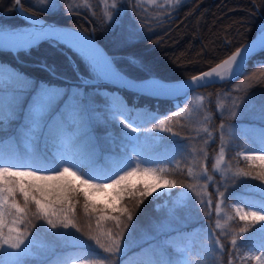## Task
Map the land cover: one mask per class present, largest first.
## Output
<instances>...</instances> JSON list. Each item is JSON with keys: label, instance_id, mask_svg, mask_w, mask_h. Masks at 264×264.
Segmentation results:
<instances>
[{"label": "trees", "instance_id": "1", "mask_svg": "<svg viewBox=\"0 0 264 264\" xmlns=\"http://www.w3.org/2000/svg\"><path fill=\"white\" fill-rule=\"evenodd\" d=\"M122 1L110 20L104 19L97 8L92 12L66 10V5L71 3L64 0L54 10L37 8L27 0H21V5L38 17L92 34L108 53L114 55L117 67L136 80L151 76L165 81L189 78L223 60L251 39L258 24L264 22V0H187L167 16L175 15L174 18L149 27L138 22L142 9L133 0ZM23 25L25 22L14 10V0H0V27L15 29ZM51 42H41L17 54L0 51V66L6 70L5 77L9 70H14L29 81L55 84L66 89L68 94L75 89L82 93L85 113L89 108L106 115L111 111L110 101L125 115L139 110L141 114L151 116L142 122L140 133H129L108 119L103 123L89 120L90 137L75 145L77 152L90 155V159L81 162L84 174L112 175L116 167L137 150L150 169L175 187L167 193L153 194L142 203L124 193L117 206L126 207L133 215V221L123 229L116 227L111 214L99 219V212L94 213L91 208L85 210L84 192L66 176L65 180L81 194H73L72 209L67 204L54 206L51 218L58 224L70 220L72 224L68 229L53 230L46 220L34 219L33 206L24 214H16L14 210L5 212V234L11 223L24 233L25 240L30 241V253L22 255L17 264H227L232 258L230 253L237 255L234 264H251L250 259L242 261L240 256L250 244L264 239V222L241 220L230 214L218 227L214 203L223 192L222 198L226 201L259 208L264 205V166L250 164L234 154L241 147H264V123L259 120L264 112V51L248 62L243 74L235 81H223L193 91L181 108L173 109L168 100L113 86L82 84L79 76L94 77L89 65L69 48L57 41L56 45ZM65 52L71 55L76 67ZM260 74L262 79L250 88L238 90L236 87L243 77L253 78ZM26 93L28 99L30 94L28 97ZM194 94L203 98L198 109L193 104ZM258 106L260 108L256 110ZM204 113L211 117L205 125L209 133H214L215 139L224 129L231 131L228 135L230 154L226 156L230 172L226 175L211 170L214 142L207 140V132H202L198 123ZM138 119L143 120L142 117ZM23 125L20 116L0 124L3 159L25 164L28 157L38 155L43 163L57 167L45 148L35 145L34 149L28 150L23 145V142L39 144L24 131ZM87 167L91 168V173L87 172ZM200 169L201 173L205 169L210 179L207 185L210 206L199 202L194 195L178 203L181 191L193 189L206 180L201 173L199 175ZM22 200L21 196L17 197L21 206ZM87 201L97 207L107 206L88 197ZM121 222L127 223L123 216ZM167 222L170 227L165 225ZM119 232H124L123 252L114 255L105 252L104 248L111 246ZM216 237L223 249L215 243ZM233 240L238 244L242 240V247L234 246ZM174 247L183 249L176 253L172 251ZM2 255L0 248V259ZM38 257L44 260L40 261Z\"/></svg>", "mask_w": 264, "mask_h": 264}, {"label": "snow or ice", "instance_id": "2", "mask_svg": "<svg viewBox=\"0 0 264 264\" xmlns=\"http://www.w3.org/2000/svg\"><path fill=\"white\" fill-rule=\"evenodd\" d=\"M50 0H41L44 6L49 5ZM16 5L21 4V0H15ZM116 7V5H113ZM28 16L29 21L32 24L31 33H25L18 30H6L0 27V48L8 51H26L42 40H56L60 43L67 44L74 49L91 65L93 70L97 68L102 69L100 73L102 78L109 82L115 83L117 86L132 88L140 93L149 95H164L169 92L162 88L154 87V85L164 84L155 81H130L120 70L115 66L112 58L107 56L102 49H100L93 40L78 31H63L53 26L43 27V23L38 18L31 14L25 13ZM113 17L109 15V19ZM40 25L41 27H36ZM59 33H73L76 37V44H69L66 40L61 39ZM14 37L9 41L8 46H5L3 38L5 35ZM27 37V39H25ZM132 37H129L131 41ZM259 44L255 48H250L252 45ZM264 50V31L258 34L257 40L246 45L242 50L238 49L228 59L224 60L222 64H218L216 67L211 68L208 71H204L199 76H193L191 83L200 85L201 82H214V78L218 77L220 80L225 79L224 73H228L233 76V73L239 66H243L244 59L248 58L256 49ZM247 53V55H246ZM101 61L103 64H101ZM5 68L0 66V85L5 80ZM111 74H114V77ZM8 81L16 86V94L10 97H5L3 90L0 89V124H3L5 120H12L13 118L20 116L24 122V129L33 133L34 138L44 139L45 142H53L61 145V158L59 164L64 165L57 166L51 171H55V175L41 174L43 171L49 169H43L41 167H35V170H19L18 166L8 164V166H0V248L7 246L9 249L17 250L10 255H19L23 249L22 245L25 244L24 233H20L19 229H8V234L4 232L3 216L6 211L11 213L12 210L16 214H24L26 211L31 210L30 206L34 207L33 218L44 219L51 229L57 230L60 227L68 229L72 222L65 219L59 224L51 217L54 214L52 209L54 206L68 205L69 209L74 207L73 200L75 196H79L81 193L71 182L66 181V176H76V173L72 171L73 168H79V163L90 159V155L79 153L75 150V145L84 138L90 137L89 132V118L83 109V103L81 100L82 93H78L73 89L71 94H68L67 90L59 87L55 84L39 83L29 81L27 78L22 77L20 74L15 73L14 70L7 72ZM189 84V83H188ZM28 92L27 100L22 98V94ZM110 103L111 115L113 119H120V123L129 133H139L140 128L134 126L133 122H129L127 115L120 108L113 107ZM235 115V113H233ZM163 121H161V124ZM133 155L137 161L141 159V155L137 150H133L128 159L132 160ZM264 161V156L256 157ZM7 163L4 161L3 156L0 155V164ZM125 161L118 167L123 170ZM25 168L32 169L33 165H25ZM141 171L139 165L132 168L131 171H124L123 175L119 174V171H114L111 177V183H93L95 179L103 178L99 174L87 175V178H80V183L87 185L93 191L104 192L107 189H116L114 196L111 198L113 201L122 198L124 193H127L130 197L136 198L138 203H142L143 200L153 193H156L161 188V184L167 188H173L175 185L164 179V177L157 174L156 171L144 168L142 171L146 175L153 177L152 183H145L143 187H129L124 182L129 176L134 175L136 172ZM85 175L82 173V176ZM61 181H64L61 183ZM85 197V210L91 208L92 212H99L101 215L99 219H105L111 214V219L116 222L117 228L127 229L129 224L133 221V215L123 205L117 206L115 203L109 204L104 207H97L95 204H89L87 201L88 193H83ZM221 197L224 193H219ZM23 198L22 204L17 202V197ZM11 202V203H10ZM210 206L211 202H207ZM239 211V210H238ZM251 216L253 221L264 222V205H262L258 211H252L250 213H241L240 219L246 220L248 216ZM127 221V223L121 222V217ZM99 223V220L97 221ZM34 227V225H33ZM79 231V229H77ZM246 231V230H242ZM17 232L18 235H12L11 233ZM244 238V237H243ZM124 239V232L115 234L113 242L110 247L104 248V251L109 254H118L123 252V245L121 241ZM243 240V239H242ZM242 240L239 242L232 241V244L237 248L242 247ZM100 243L99 240L96 241ZM215 243L223 249V244L220 242L219 237L215 238ZM102 248L103 245H100ZM246 250L250 253L249 257H244L241 254L240 259L248 260L254 259L256 264H260L264 261V239L258 242L250 244ZM259 252V255H251V253ZM231 259L227 261V264H234L236 259L235 253H230ZM167 264V262H163Z\"/></svg>", "mask_w": 264, "mask_h": 264}, {"label": "rangeland", "instance_id": "3", "mask_svg": "<svg viewBox=\"0 0 264 264\" xmlns=\"http://www.w3.org/2000/svg\"><path fill=\"white\" fill-rule=\"evenodd\" d=\"M27 1H30L31 5H34L37 8L44 9V10H54V9L59 7V5L61 4L60 2L62 0H50L48 6H44L41 3V0H27ZM64 1L71 3L70 5H66V6H68L67 7L68 9H66V10H69V11L87 10L88 12H92L94 10V8H97L98 11H101L99 14L101 16L104 15V19H109V15H111L113 17L117 13V11H118L117 9H119V4L123 3L122 0H64ZM133 1L137 5V7L142 8V12H144V14H141V15L143 17H146L148 21H154V20L164 18L165 16L169 15L171 12L174 11V8L183 4L187 0H133ZM113 5H116V7H113ZM259 27H260V29L264 28V24L260 25ZM55 42L56 41H53V42H51V44L56 45ZM57 43L63 45L66 48H69L68 46H66L63 43H60L58 41H57ZM216 64H214V65H216ZM90 68H91V72H92L93 76L98 77L97 72L95 70H93L92 67H90ZM148 79H150V78H148ZM261 79H262V74H260L258 76H254L253 78H251V77H245L244 78L243 77L242 80H240L236 83V87L238 88V90H245V89L250 88L255 82H257ZM134 80H136V79H134ZM0 89L3 90V94L5 95L6 98L16 94V86L13 85L10 81H8L7 77H5L4 83L2 85H0ZM22 98L24 100H27V93L26 92H24L22 94ZM202 101H203V98L199 94H194L193 104L196 107V109H198L200 107ZM217 108H218V113H219V111L221 109V105L217 106ZM259 108L260 107L258 106L256 110H259ZM141 113L142 112L139 110L131 111L129 114H127V119L129 120V122H133L134 126H138L140 128L141 124L144 120L148 121L151 118V116H148L146 114H141ZM86 114H87L89 120H95L97 122L103 123V122H106V120L108 119L109 121H114L116 123V125L123 127V125L120 123L121 118L120 119H113V117L111 115V111L106 112V115H104V114L97 112V111L92 112L88 108L86 110ZM261 114L262 115L260 116L259 120L261 121V123H264V112ZM138 117H142L143 120L138 119ZM210 118L211 117L208 114L204 113L199 118L198 123H199V126L201 127L202 132H205V133L207 132V136H208L207 140H209L210 142H214V146L212 148L213 154H212L211 161H210L211 170L215 173L226 175L230 172V167L226 162V156L228 154H230V151H229L230 149L228 148V146H229L228 135L231 133V131L224 129L220 133L216 134L218 136V138L215 139L214 133H209L207 131V125H205V122L207 120H209ZM23 129H24V125H23ZM24 131H27V130L24 129ZM139 133H140V131H139ZM28 134L30 135V137L34 138L33 133L28 132ZM34 139L36 142H39L38 145L36 143L32 144V143H28V142H23V145L28 150L34 149L35 145L38 148L39 147L45 148L52 155L53 159L56 161V163L59 167L62 168L64 166L62 164H59V160L61 158V151H62L60 144L53 143V142H47L46 143V142H42V140L40 141V139H36V138H34ZM237 150L238 151H236V153H234V152H232V153L238 155L240 158H242L243 160L247 161L250 164L264 166V161L256 158V157L264 156V147L263 146H247V147H241ZM127 159H128V157L125 158V164L123 165V170L118 169V167L121 165L120 164L116 167L115 171H119V174L123 175L124 171H131L132 168L137 167V165H139V168L141 169V171H138L134 175L129 176L127 178V180L124 182L125 184H127L129 186H134V185L140 184L143 186L145 183L150 184L153 182V177H151L150 175L144 174L142 171L144 168H149L148 163H144L143 156H141V159L139 161L136 160L135 155H133V158L131 161H129ZM4 161H6L7 163L0 164V166H8V164H12V165L18 166L19 170H35V167H41L43 169H49L48 171H43L41 174H44V175H55L56 174L55 171H51V169H54L56 167L51 166V164L49 165L45 161L43 163V159H39L38 155L36 157H32V158L28 157L26 160H24L25 164L14 163L9 158H4ZM81 164L82 163L80 162L79 168H73L72 169V171L76 173V176L75 177L74 176H68V177L71 178L74 181V183L83 192H87L88 198H90L91 200H93L97 203H100V204H105V205H109L112 203H115L117 205L118 200L113 201L111 199L114 196L116 189H107L104 192H98V191H93L90 188H88L87 185H83L80 183V178H87V175L82 176V173H84L85 171L83 170V167ZM25 165H33V168L32 169L25 168L24 167ZM87 169H88L87 172L91 173L90 172L91 168L87 167ZM200 173H201V169H200L199 175H200ZM201 174L203 177L206 178V180L199 183V185L197 184L196 187L193 189L181 191L179 194V200H177L178 203L181 202L182 200L194 195L197 197L199 202H205L208 205L207 202H209L210 200H209L208 194H207V185L209 184L210 179L207 177L205 169L202 171ZM112 175H107V176H104L103 178L95 179L92 182L93 183H111V179L108 177H111ZM78 177H80V178H78ZM169 190H170V188H167L166 186L161 184V188L158 189L157 192L153 193V194L167 193ZM258 210H259V207H255V206H251V205L245 206L240 202L226 201L222 197L217 196V199L214 203V213H215L216 225L218 227H221L224 223V220L230 214H233L234 216H236L237 218L240 219L241 213H250L252 211H258ZM247 219H252V218L249 215ZM165 225L170 227L169 222H167ZM9 228L15 229L14 224H11V223L9 224V226L7 227V230H6V234H8ZM11 234L14 236L18 235L17 232H13ZM29 242H30L29 240H25V244L21 246L23 251H21L19 255H10V253H15L17 250L9 249L7 246H4L2 248L3 255L0 259V264H17L19 262L18 259L22 255H24L26 252L30 253L29 252V250H30ZM188 243H190V241ZM165 244L169 245V242L165 241ZM181 249H183V247H174V248H172V251L177 253ZM259 254L260 253L258 251L251 253V255H259ZM243 256L249 257L250 253L247 250H245ZM235 257H237V255H235ZM38 258L40 259V261L44 260L42 257L41 258L38 257ZM250 260H251V264H256V261L254 259H250ZM74 264H76V263H74ZM77 264H80V263H77ZM260 264H264V261H261Z\"/></svg>", "mask_w": 264, "mask_h": 264}, {"label": "water", "instance_id": "4", "mask_svg": "<svg viewBox=\"0 0 264 264\" xmlns=\"http://www.w3.org/2000/svg\"><path fill=\"white\" fill-rule=\"evenodd\" d=\"M14 10L16 12V14L18 15V17L25 22V26L19 28V29H11V30H18V31H23V30H33L32 29V24L31 22L29 21L28 19V16L25 15V13L27 14H31V13H28L27 11H25V9L22 8L21 4L18 6L16 5L15 3V0H14ZM33 15V14H31ZM35 16V15H33ZM36 18L39 19V21L41 23H43V27H47V26H53L59 30H63V31H78L82 34H84L85 36L89 37L91 40H93L95 42V44L103 50V52L109 56L110 58H112V61L113 63L115 64L114 62V56L112 54H109L105 49L104 47L95 39V37L92 35V34H89L81 29H78L74 26H71V25H64V24H58V23H55V22H51V21H47L45 19H41L37 16H35ZM171 18L169 19H166V20H170ZM162 21H158L157 23H160ZM156 23V24H157ZM36 27H41L40 25H37ZM34 31V30H33ZM261 31H264V28H262L260 31L256 32V34L251 38L249 39L247 42H245L244 44H242L241 46H239L236 50H234L229 56H231L235 51H237L238 49L242 50L246 45H249L251 42L253 41H256L257 40V37H258V34L261 32ZM60 35V38L61 39H64L66 40L69 44H76V37L73 33H59ZM25 39H27V37H25ZM12 40V39H3V42L5 44V46H8V43L9 41ZM44 41H48V40H42L40 41L41 42H44ZM56 41V40H55ZM259 44V41H257V44L256 45H252L250 46V48H255L257 45ZM38 45V44H37ZM66 46H68L73 52H76L79 56H81L79 54V52L76 51V49H74L73 47L65 44ZM31 49V48H30ZM29 50V49H28ZM26 50V51H28ZM0 51H5V52H11L13 54H16L18 52L16 51H8L7 49L3 50L2 48H0ZM264 50H259L258 48L256 50H254V52L246 59H244L243 61V66H239L237 68V70L234 71L233 73V76H231L230 74L228 73H224L225 75V79L224 80H220L218 77L214 78V82H201L200 85H197L195 83H191L190 81L192 80V77L193 76H199L201 75L202 72L204 71H208L210 70L211 68H214L216 67L218 64H222V62L226 59H228V57H226L225 59L221 60L220 62H218L216 65L208 68L207 70H204L200 73H197L189 78H186V79H183V80H177V81H163L161 79H158V78H150V79H155L157 81H159L160 83L164 84L163 86L161 87H157V88H162L163 90L169 92V94H164V95H149V94H144V93H140L138 91H135L133 90L132 88H127V87H122V86H117L115 83H112V82H109L108 80L102 78L101 76V72L103 71L102 69L100 68H97L95 71L97 72V75H98V78H87L85 76H79L80 80L82 83L84 84H88V85H105V86H114L118 89H121V90H125V91H129V92H132V93H136V94H140V95H144V96H147V97H151V98H156V99H164V100H169L171 101V104H172V107L174 109H177V108H180L189 98V95L192 91L194 90H197L201 87H205V86H208V85H211V84H216V83H220L222 81H225V80H235L239 75L240 73L243 71V68L245 67V65L252 59L253 56H255L256 54L262 52ZM22 52V51H20ZM66 53V52H65ZM247 55V53H246ZM66 56L68 57V59L70 60V62L72 63V65L75 67V62L73 60V58L71 57V55L69 53H66ZM82 57V56H81ZM83 58V57H82ZM84 59V58H83ZM101 64H103V62L101 61ZM116 66V64H115ZM117 67V66H116ZM118 68V67H117ZM119 69V68H118ZM120 70V69H119ZM121 73H123L121 70H120ZM110 75L114 77V74H111ZM124 76H126L130 81L134 80V79H131L129 78L127 75H125L123 73ZM150 79H144V80H134V81H148ZM189 83V84H188Z\"/></svg>", "mask_w": 264, "mask_h": 264}, {"label": "bare ground", "instance_id": "5", "mask_svg": "<svg viewBox=\"0 0 264 264\" xmlns=\"http://www.w3.org/2000/svg\"><path fill=\"white\" fill-rule=\"evenodd\" d=\"M22 32H25V33H31V32H33V30H23ZM3 39H15L14 37H9L7 34L4 36V38ZM73 45H75V43L73 44ZM148 81H155V82H159V81H157V80H155V79H150V80H148ZM160 83V82H159ZM154 87H161V85H154Z\"/></svg>", "mask_w": 264, "mask_h": 264}]
</instances>
